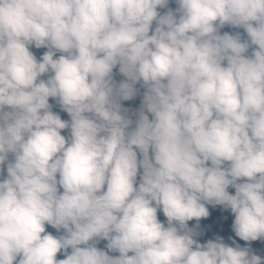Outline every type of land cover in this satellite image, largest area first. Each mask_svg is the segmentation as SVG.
I'll list each match as a JSON object with an SVG mask.
<instances>
[{
  "label": "clouds",
  "instance_id": "9594fccd",
  "mask_svg": "<svg viewBox=\"0 0 264 264\" xmlns=\"http://www.w3.org/2000/svg\"><path fill=\"white\" fill-rule=\"evenodd\" d=\"M167 3L0 0V164L14 157L0 180V264H262L219 239L199 244L186 222L222 205L237 237L264 238V0H175L178 16H158ZM225 24L249 39L219 34ZM28 45L49 50L38 62ZM116 65L126 80L113 86ZM137 81L152 119L141 110L126 132L119 100Z\"/></svg>",
  "mask_w": 264,
  "mask_h": 264
},
{
  "label": "rangeland",
  "instance_id": "374dc122",
  "mask_svg": "<svg viewBox=\"0 0 264 264\" xmlns=\"http://www.w3.org/2000/svg\"><path fill=\"white\" fill-rule=\"evenodd\" d=\"M178 8V5L175 3V0H168V3L161 7L157 6V9L160 12V15H164L168 11H172L174 15L178 16L179 14L176 12V9ZM219 29V28H218ZM243 32L246 34V32L243 29ZM29 51L33 54L35 59L39 62L43 53L48 51L49 49L47 47H40L36 48L32 45H28ZM53 51V59L58 58L61 55L67 56V53H61L57 50ZM248 58H251V56H248ZM226 63V62H222ZM119 65H116L113 67L111 72V82L113 86H118L121 81H125L126 77H124L119 72ZM52 73L49 71L45 74H42L38 76L37 82L40 80H47ZM135 89V94L132 96V98L128 100H119L120 109H121V115L125 116L131 121V124L126 129V132L132 131L135 128L136 121L138 119V114L141 110L144 111L145 115L148 116L149 120L152 119V116L150 113L147 112L146 108H143L142 106V100L144 92L146 91V88L143 86L142 82L137 81L133 85ZM49 105H56L59 104L58 98L49 97L48 98ZM4 111H10L7 107L4 108ZM89 115L91 118V114H85ZM68 122L70 123V116L67 114ZM60 134L65 137L66 143L70 142V129H62L60 130ZM135 150V149H134ZM137 151V160L139 161L141 159L140 153ZM228 163V162H227ZM140 167L138 165L137 175L134 181V184L137 182H140V176H141ZM57 180L59 179V176L57 175ZM106 187V185L104 186ZM58 192H62L63 190L57 185ZM229 194H234L235 189L232 186H229L226 189ZM205 207L208 210V216L206 218H200L199 220L193 219L186 222V228L190 230L192 234V238L197 241L199 244L203 245L209 240L216 241L219 239V242H222L226 245L229 244H235L239 245L241 248H246L250 255H256L262 258V264H264V238H259L254 241H243L239 237H237L232 230V222L234 220V217H230L227 213V208H225L222 205H213L205 203ZM165 227L168 226L167 222L163 223ZM173 226H176L175 222H173ZM195 247V246H193ZM99 250H103L107 254V250L102 247ZM131 255L132 253H128Z\"/></svg>",
  "mask_w": 264,
  "mask_h": 264
},
{
  "label": "trees",
  "instance_id": "16d2710c",
  "mask_svg": "<svg viewBox=\"0 0 264 264\" xmlns=\"http://www.w3.org/2000/svg\"><path fill=\"white\" fill-rule=\"evenodd\" d=\"M157 13H158V16L160 15V12L159 10L157 9ZM156 26V22L153 21L151 26H150V31H149V34H151V31L152 29H154ZM218 33L223 35L224 33H228L229 35H239V38L240 40L243 42V41H247L249 38L247 37V34H245L243 32V28L242 27H236V26H231V25H228V24H225L223 25L222 27H220L218 29ZM256 48L255 45H251L249 43V47L247 49V51L244 53V55L246 57L248 56H251V53L253 51V49ZM51 112L55 113L56 115H58L60 117V119L68 122V119H67V113L65 111H63V109L61 108L60 104H56V105H51L50 106V109H49ZM68 129L67 127L64 129L66 130ZM151 156H152V153H151V149H149V159L151 160ZM14 159L13 155L11 153H8L7 154V158L5 160V162L3 164H0V180L2 179H5L6 176H7V172H6V168H7V164L12 162ZM223 167H228V163L225 162ZM140 171L142 173L143 169L140 168ZM241 182H245V178H241L240 180L237 181V183H241ZM140 182H137L134 184V187L136 185H138ZM103 190V189H102ZM227 213L230 217H234V214L231 213L230 209H227ZM157 219L163 224L166 221V218L163 216V213L160 211L159 207H157ZM45 232L53 235L54 237H60L62 235H65V232H64V229L61 228L59 230L53 228L52 226L50 225H47L45 224ZM89 244H93V246L97 247L98 249L104 247L106 250H107V254L109 256H118L119 253L117 251H110L107 249L106 247V244H107V241L102 239V238H94V241H89ZM79 247H84L85 245H78ZM228 246L230 247H239L241 248L239 245H235V244H229ZM71 253V248H67V249H64V250H61V251H58V253L56 254V259L57 260H60V259H63L65 254H70ZM17 260L19 259V256L16 258ZM14 264H15V261H14Z\"/></svg>",
  "mask_w": 264,
  "mask_h": 264
}]
</instances>
